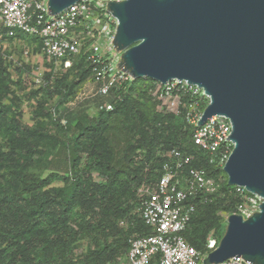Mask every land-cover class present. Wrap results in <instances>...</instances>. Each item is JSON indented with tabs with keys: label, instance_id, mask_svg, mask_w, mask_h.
<instances>
[{
	"label": "trees",
	"instance_id": "16d2710c",
	"mask_svg": "<svg viewBox=\"0 0 264 264\" xmlns=\"http://www.w3.org/2000/svg\"><path fill=\"white\" fill-rule=\"evenodd\" d=\"M24 37L29 36L18 38ZM29 38L41 47L36 38ZM49 80L54 83L53 91L47 88L48 94L60 92L59 88L73 91L78 84L70 83L67 75L56 78L53 74ZM146 81L153 83L139 79L127 92L116 91L112 111H101L93 119L80 114L73 136L66 133L58 141L42 132L43 127L21 123L16 112L19 100L0 53V264H116L128 253L131 235L150 233L140 211L135 213L139 207L137 188L143 182L157 181L163 163L160 151L200 152L191 141L193 128L183 117L159 112L147 117L141 110L133 92L137 83ZM37 103L42 113L51 117L44 99ZM114 115L127 121L131 134L120 160L115 159L107 134ZM57 145L63 148L69 175L51 173L42 178L34 174L35 156L47 164L50 148ZM85 154L86 166L81 169ZM200 158L208 166L205 156ZM93 172L107 181L95 182ZM57 180L62 186L53 185ZM233 189L227 180L221 189L226 195H216L193 216L184 237L196 250L204 252L211 235L222 239L219 212L234 214L238 198L227 193ZM125 219L128 224L122 228L119 222ZM85 240L87 247L78 254Z\"/></svg>",
	"mask_w": 264,
	"mask_h": 264
},
{
	"label": "water",
	"instance_id": "95a60500",
	"mask_svg": "<svg viewBox=\"0 0 264 264\" xmlns=\"http://www.w3.org/2000/svg\"><path fill=\"white\" fill-rule=\"evenodd\" d=\"M79 1L48 0L47 9L56 16ZM108 10L118 21L120 70L134 80L202 88L210 103L199 126L214 116L233 126L228 184L263 199L247 220L229 216L203 264H264V0H124L109 2Z\"/></svg>",
	"mask_w": 264,
	"mask_h": 264
},
{
	"label": "built area",
	"instance_id": "2783aa9c",
	"mask_svg": "<svg viewBox=\"0 0 264 264\" xmlns=\"http://www.w3.org/2000/svg\"><path fill=\"white\" fill-rule=\"evenodd\" d=\"M112 1L124 0H80L51 16L48 0H0V25L7 39L36 38L41 53L60 70L70 69L85 49H91L87 61L99 93L108 96L115 83L118 91L127 92L135 80L119 68L121 54L114 46L118 21L108 10ZM29 53L25 50V55ZM153 84L163 112L183 117L193 128L191 141L200 155L179 148L160 151V175L156 182H143L146 190L139 196L140 215L150 233L131 235L128 253L116 264H203L220 240L211 235L202 252L188 243L184 233L198 209L216 195H226L221 189L228 180L224 167L235 147L230 139L233 126L225 116H214L199 126L210 97L197 85L185 80ZM112 110V104L107 106ZM201 154L208 166L202 164ZM233 187L227 193L238 198L234 214L247 220L259 211L263 199L244 187ZM127 224L126 219L119 222L122 228ZM226 228L227 222L223 235ZM220 264L250 263L231 258Z\"/></svg>",
	"mask_w": 264,
	"mask_h": 264
},
{
	"label": "rangeland",
	"instance_id": "374dc122",
	"mask_svg": "<svg viewBox=\"0 0 264 264\" xmlns=\"http://www.w3.org/2000/svg\"><path fill=\"white\" fill-rule=\"evenodd\" d=\"M27 49H30L29 55H25V50ZM90 50L85 49L82 55L76 58L70 69L60 70L41 53L40 47L34 39L29 37L16 38L14 40L7 39L0 25V53L8 70L11 89L19 100V102L17 101L19 105H17L18 110L16 112L20 113L23 125L30 128L43 127L42 132L44 130L54 139L62 141L66 137V133H68L70 138L73 136V126L80 114L85 113L89 118L93 119L97 118L101 111L108 112L107 106L112 104L111 99L116 98L117 83L112 86L108 96H103L99 93V84L95 82L87 61ZM84 72H86L84 80L80 81ZM53 74L56 78H63L67 75L70 83L78 82V84L73 91H70L69 88H59L60 92L48 94L49 90L47 88L53 91L51 88L53 86L51 85L54 82L49 80V76ZM135 87L133 95L147 117H151L154 112L167 114L161 109L162 103L153 83L146 81L145 83H137ZM36 91L38 93L32 94ZM43 99L46 104L43 106L50 111L51 117H46L45 113L40 110V105L37 102ZM107 134L115 159L120 160L122 152L131 138L127 121L123 117L114 115L112 120L109 121ZM63 152V148L60 145L54 148L51 147L47 164L37 160L38 155L35 156L37 161L34 160L35 163L31 171L42 178L49 176L51 173L69 175V170L64 165ZM86 162L87 155L85 154L80 164L81 169L86 166ZM92 178L95 182L107 181L105 177L100 176L97 172H93ZM53 185L62 186V182L57 180ZM144 190L146 189L141 186L137 188L136 198L138 201ZM138 211H140L139 207L135 210V213ZM229 216V213L225 211L219 212L222 226L225 225ZM86 247L87 240L82 243L77 253L81 254Z\"/></svg>",
	"mask_w": 264,
	"mask_h": 264
}]
</instances>
